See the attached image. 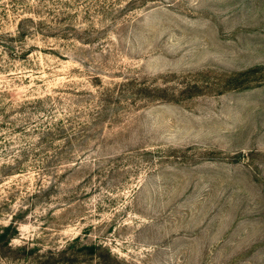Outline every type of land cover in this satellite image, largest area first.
<instances>
[{"label": "rangeland", "instance_id": "rangeland-1", "mask_svg": "<svg viewBox=\"0 0 264 264\" xmlns=\"http://www.w3.org/2000/svg\"><path fill=\"white\" fill-rule=\"evenodd\" d=\"M0 97V264H264V0H0Z\"/></svg>", "mask_w": 264, "mask_h": 264}, {"label": "trees", "instance_id": "trees-1", "mask_svg": "<svg viewBox=\"0 0 264 264\" xmlns=\"http://www.w3.org/2000/svg\"><path fill=\"white\" fill-rule=\"evenodd\" d=\"M44 24H45V21L42 20V18L39 20H36L32 16L21 17L18 21V24H17L18 35L23 36V35H26L27 32H30V31H35V30L40 31V30H46V29L54 27V25H52V24H47V26H44ZM10 36H16V35H10ZM0 99H1V97H0ZM5 106H6L5 104L0 106V108H2L1 110H4ZM68 123L71 124L70 127H71V129H73V135L76 138L78 131H79L78 129H80V128H77V126H73V123H72V121H70V119H69ZM66 124H67L66 120H64L63 118L59 119L56 122H53L52 124H47V125L44 124L43 126H45L46 128L43 131V134H44L43 140H45L47 142H53L54 137L64 135ZM67 138H68L67 139L68 143L72 142L73 139L71 137H67ZM52 144L53 143H51V145ZM59 149H60V150H58L59 151V154H58L59 157H61L62 155H64V153L67 152L66 148L59 147ZM24 154H25V150H23V155ZM21 162L22 161H18L17 165H14V166H13V164H10V163L5 164V166L9 169H12L15 166H19ZM44 167L46 168L45 165H44ZM15 220L16 219L12 220L9 224L6 225V228H5L6 230L3 231L2 233H0V240H3L5 237H7V231L10 230L11 227L14 225ZM86 247L90 250V252H93L95 250V248L97 247V244L94 243L91 245H86ZM31 264H53V263H51L49 261V258H47L44 254H41V255L38 254L37 256H35V259Z\"/></svg>", "mask_w": 264, "mask_h": 264}]
</instances>
